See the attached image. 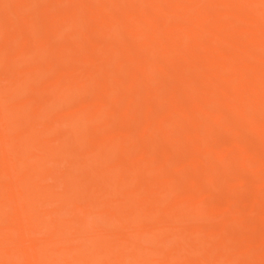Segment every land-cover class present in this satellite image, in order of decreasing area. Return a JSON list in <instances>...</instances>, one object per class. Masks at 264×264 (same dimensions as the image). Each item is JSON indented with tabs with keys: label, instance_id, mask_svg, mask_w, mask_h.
Returning <instances> with one entry per match:
<instances>
[{
	"label": "bare ground",
	"instance_id": "6f19581e",
	"mask_svg": "<svg viewBox=\"0 0 264 264\" xmlns=\"http://www.w3.org/2000/svg\"><path fill=\"white\" fill-rule=\"evenodd\" d=\"M33 1L0 0V264H264V230L231 234L254 183L227 182L225 159L237 148L239 174L264 167V0ZM136 135L150 137L129 147ZM178 152L188 201L222 180L233 206L169 203L181 179L161 173Z\"/></svg>",
	"mask_w": 264,
	"mask_h": 264
},
{
	"label": "rangeland",
	"instance_id": "374dc122",
	"mask_svg": "<svg viewBox=\"0 0 264 264\" xmlns=\"http://www.w3.org/2000/svg\"><path fill=\"white\" fill-rule=\"evenodd\" d=\"M42 1H44V0H42ZM124 1V3H125V0H123ZM129 1V0H128ZM173 1L174 0H172V1H169L168 3H167V5L168 6H171L172 4H175V2L173 3ZM175 1H177V0H175ZM36 2H38V3H36ZM127 2V1H126ZM132 2V1H131ZM172 4H171V3ZM40 2H39V0L37 1V0H35V1H33L31 4H34L35 5V7H37V5L39 4ZM120 3H121V5H123L122 3V0L120 1ZM128 3V2H127ZM126 3V4H127ZM130 3V2H129ZM119 4V3H118ZM117 4V5H118ZM80 14L82 15V18L84 17L83 16V13L82 12H80ZM164 16V15H163ZM163 16H161V17H163ZM166 18V17H165ZM158 20H160V22L158 21V25H159V27H161L162 28V26L164 25V27L166 26L165 25V23L167 24V22H165V19H164V21H162L163 19H160L159 17H158ZM39 28H42V29H39ZM44 28H43V25H42V27L41 26H39L38 27V29L34 32V34H33V36L32 37H30V38H32L33 39V41H34V43L31 41V39H30V43H31V45L32 44H34L35 45V43L39 40V39H41L42 37V35H44V30H43ZM81 29V31H83L84 29L81 27L80 28ZM38 31V34L36 33ZM45 31H47V29L45 30ZM40 33H42V34H40ZM48 33H50L49 31H48ZM47 33V34H48ZM40 34V35H39ZM46 34V33H45ZM46 36V35H45ZM44 36V37H45ZM37 37V38H36ZM48 37V36H47ZM37 40L36 42H35V39ZM46 38V37H45ZM40 41H42V39L40 40ZM37 43H39V42H37ZM33 45V46H34ZM150 50V52H152V49H149ZM253 54V55H252ZM251 55L254 57L255 56V54L256 53H252ZM77 67L78 68H80V69H84L85 67L84 66H82V65H77ZM41 81L43 80V79H40ZM39 80V82H41ZM201 85V84H200ZM209 84H207V83H204V85H203V83H202V85H201V87H204L203 89H205L206 88V86H208ZM167 86V87H166ZM166 86L163 84H161L160 85V87H162V88H168L169 87V84L168 83H166ZM158 87H159V85H158ZM71 98H73V100L71 99ZM71 98H68L69 100H67V102L66 103H64L63 104V100L61 101V103H60V101H58V103H57V105H56V108L58 109L60 106V110L61 111H63V110H66V108L67 107H69L71 104H72V102H75L76 101V97L75 96H71ZM191 97L190 96H184V97H180L179 98V100L178 101H176V107L174 106V113H176L177 114V112H179L178 110H180V109H186V108H188L191 104L190 103H192L190 100ZM75 100V101H74ZM66 101V100H65ZM180 101V102H179ZM190 101V102H189ZM69 102V103H68ZM71 102V103H70ZM58 104H59V106H58ZM61 104V105H60ZM68 106H67V105ZM70 104V105H69ZM121 104V103H120ZM65 106V107H64ZM122 106V105H121ZM120 106V107H121ZM186 107V108H185ZM62 108V109H61ZM121 108H122V110L123 111H120L121 110ZM120 108V110H116L118 113L116 114V113H114V116H119L120 115V113L121 112H124V106L123 107H121ZM58 109V110H59ZM116 109H118V107L116 108ZM159 111V112H158ZM177 111V112H176ZM159 114H158V113ZM157 112H155V114L154 115H156V116H158L159 117V115H160V118L161 117H163L164 116V113L162 112V110H157ZM131 114H133V113H131ZM111 116H112V114H111ZM113 116V117H114ZM156 116H155V118H156ZM107 117H109V115L107 116ZM110 119H111V117H110ZM109 118H106V116H105V121H111ZM112 120H113V118H112ZM156 120V119H155ZM104 121V122H105ZM105 124H106V122H105ZM104 123H103V130H106L109 126V123H107L106 125H105ZM85 126L86 125H84V124H81V128L82 129H84L85 128ZM108 126V127H107ZM231 130H232V128H231V126L229 125L228 127L226 126V128H223V129H221V131H219V133L215 136V138L213 139V138H211L210 139V143L212 142V140H213V144H216V143H218V142H220L222 139H224V138H226V137H228L229 135H230V133H231ZM132 137H136V139H134V138H132ZM143 137L144 136H138V135H136V136H131V137H129V138H127L128 139V141H126L125 143L129 146V145H131V143H132V147H137V146H139L141 143H142V141H145L146 139L147 140H149V138L148 137H150V136H147L146 137V139H144L143 140ZM152 139V138H151ZM150 139V140H151ZM136 140V141H135ZM138 141V142H137ZM186 142V140L184 139V140H181V144H184ZM124 144V143H123ZM126 144H124L125 146H126ZM124 145H122V147L124 148ZM214 146V145H213ZM130 147V146H129ZM127 148V147H126ZM232 149H233V151H232ZM229 151H231V155H230V152ZM238 150H237V148L235 149V148H231L230 150H228L227 152H226V154H227V157H225V159L226 158H228V160H229V163H230V165L232 164V167H231V170H232V172H233V174H232V172H230V174L228 173V175H227V179H226V181L228 182V181H233V180H235V178L237 177V175H242L243 176V174H244V176H246L247 178H249V180L250 181H252L253 183H254V185L253 186H251V187H247V189L245 188L244 189V191L243 190H241V192H243V193H241L240 192V195L242 196V194H243V196L245 195V197H248V198H244V197H241L242 199L240 200V199H238V201L236 202V206H235V204H234V206H235V208L234 209H237V210H241L240 212H241V215H243L242 217H241V215H240V217H239V219H237V221H235L234 223V227H232V235L235 237V238H238V240L239 241H241L243 238H244V240H242V241H246V243L247 242H249L250 241V239L248 238V237H250L251 238V236H252V238H254V236L256 237L258 234H260L261 232H263V230H264V208H263V210L261 211V213H260V216L259 215H257L256 213H257V211L260 209V208H262L263 207V205H264V167L262 168V166H259V165H254L253 167L252 166H250L249 168H247V169H245V170H243L244 172H241L240 174H239V172L240 171H236V169H235V162H234V156L236 157V155L238 154ZM176 154V153H175ZM229 154V155H228ZM208 159L209 160H215V158H217V157H215L216 156V151L214 150V148H209V152H208ZM226 156V155H225ZM159 161H161V164H162V160L161 159H159V158H157ZM231 159V160H230ZM158 160H157V162H158ZM218 160V159H217ZM216 160V161H217ZM227 160V161H228ZM233 160V161H232ZM187 161H188V156L187 155H185V154H183V153H177L176 154V156L174 155V157L172 158V159H170L167 163L166 162H164V170H163V174L161 173V175H164V172H166L167 174L169 173V175L170 174H172V175H176L177 176V178L179 179H181V182L180 183H178V185H177V190H176V194H175V197L173 196V198L172 199H168V201H169V203L171 202V203H174L175 202V200H177L176 199V196H177V194H179L178 195V197H180V198H183L182 197V194H184L183 196H184V199H180L181 201H183V202H186L187 203V205H191L192 204V202L193 201H191V199H189V201H188V199H187V197L189 198L190 196H192V194H190L189 195V193L188 192H186L185 191V187H183V186H185L186 184V180L188 179L187 177H189L188 175H189V173H191L192 172V169H191V172H189V170H190V167H189V170L188 169H183V168H181L182 166H184L185 167V165L184 164H186L187 165ZM158 163H160V162H158ZM54 164H56V163H54ZM53 164V165H54ZM137 165L135 166V169L136 170H139L140 169V165H142V167H144V165L146 164L147 165V162L144 160V159H140V161L139 162H137L136 163ZM162 166V165H161ZM56 167H57V165H56ZM62 168H63V166H62ZM188 168V167H187ZM162 171V170H161ZM208 172H209V170H207ZM230 171V170H229ZM238 172V173H237ZM159 173H160V171H159ZM157 176V178H159V176H158V174H156ZM160 175V174H159ZM231 177H233V178H231ZM231 178V179H230ZM179 179V180H180ZM217 180H219V179H217ZM256 180V181H255ZM220 181V180H219ZM219 181H213V182H211V183H207L206 184V182H204L205 183V186L211 191V193H214V192H216V195H217V193H218V195H217V197H218V199H215V198H212V199H206V197H207V194H208V198H209V195H210V193H208L207 192V190H205L207 193L205 194V191H202L201 193L198 191V193H196V195H198L199 193L201 194V195H203V196H206V197H200L201 195L199 194L198 195V197L199 198H201V199H198V202H201V203H203L204 204V206H202L201 204H198L197 202H193L194 204H196V206L197 207H199V205H201V209H205V210H207V211H210L211 210V212H217L219 209H221L222 207L224 208L225 206H228L229 204L231 205L232 203H233V201H230V203H229V201L227 200V199H224L223 198V196H222V194H223V190L225 189V187H226V181L224 182V181H220V182H222L221 184H222V186H221V184H220V182ZM255 181V182H254ZM260 182V183H258V182ZM218 182H219V184H218ZM258 185H257V184ZM177 184V183H176ZM185 184V185H184ZM256 184V185H255ZM261 184V185H260ZM204 186V185H203ZM256 186H258V187H256ZM202 187V186H201ZM261 187V188H260ZM262 187H263V190H262ZM205 188V187H204ZM203 188V189H204ZM221 188H222V190H221ZM258 190H257V189ZM184 189V190H183ZM200 189V188H199ZM221 190V191H218V190ZM214 190V191H213ZM246 190V191H245ZM213 191V192H212ZM257 191V192H256ZM184 192V193H183ZM204 193V194H203ZM219 193H221V194H219ZM256 193H258V194H256ZM186 194L188 195V196H186ZM181 195V196H180ZM215 195V194H214ZM215 195V196H216ZM258 196V198H260V199H255L256 201H253V199H250L251 198V196L252 197H254V196ZM211 196H212V194H211ZM255 196V197H256ZM203 198V199H202ZM211 198V197H210ZM244 198V199H243ZM262 198V199H261ZM247 199V200H246ZM173 202H172V201ZM193 200V199H192ZM202 200V201H201ZM227 200V201H226ZM209 202H211V203H209ZM213 202V203H212ZM227 202V203H226ZM256 203V205H254L255 203ZM209 204V205H206V204ZM252 203H253V205H252ZM226 204V205H225ZM186 205V207H188ZM206 205V206H205ZM225 205V206H224ZM248 205V206H247ZM232 206H233V204H232ZM238 206V207H237ZM254 206H256L255 207V209H257V206H258V209L257 210H255L254 209V211H255V213L251 216V215H249L248 213L250 212V211H252L253 210V208H254ZM147 207L148 208H150V205H147ZM237 207V208H236ZM252 207V208H251ZM192 207H188L187 209L189 210H186V214L187 215H191L192 213H193V209H191ZM207 208V209H206ZM251 208V209H250ZM213 209H215V210H213ZM216 209H217V211H216ZM244 210H246V211H244ZM242 212H243V214H242ZM255 214L257 215V217L255 216ZM262 215V216H261ZM247 216H249V219L251 218V221H249V219L248 218H246ZM255 216V217H254ZM210 218L212 217V216H209ZM209 217H207V219L209 220ZM215 218V220H213ZM259 218V219H258ZM206 220V218H203V221H205ZM213 221H210V224H213L214 225V223L216 224H218L219 223V219H216V217L215 216H213L212 218H211ZM247 219H248V221H247ZM263 219V220H262ZM208 220H206V222H204V223H206V224H208V226H210L209 225V221ZM218 221V222H217ZM260 221V222H259ZM208 222V223H207ZM203 223V222H202ZM256 225V226H255ZM232 226V225H231ZM257 228V226H258V229H256L255 227ZM230 228V227H229ZM254 228H255V230L257 231H255L254 230ZM231 229V228H230ZM236 229H237V232H238V230L240 231L239 233H236L235 231H236ZM245 230H247V231H245ZM260 230V231H259ZM251 231H252V234H251ZM244 232V233H243ZM255 232V233H254ZM260 232V233H259ZM251 235V236H249V235ZM248 235V236H247ZM242 237V238H241ZM248 238V240H246L245 238ZM251 238V239H252Z\"/></svg>",
	"mask_w": 264,
	"mask_h": 264
}]
</instances>
